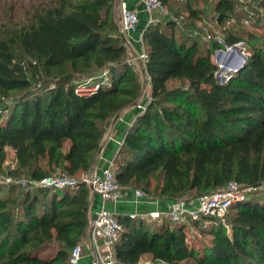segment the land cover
I'll list each match as a JSON object with an SVG mask.
<instances>
[{
  "label": "trees",
  "instance_id": "16d2710c",
  "mask_svg": "<svg viewBox=\"0 0 264 264\" xmlns=\"http://www.w3.org/2000/svg\"><path fill=\"white\" fill-rule=\"evenodd\" d=\"M252 1L264 12V0ZM117 5L31 0L27 16L1 31L0 155L3 160L7 147L14 150V176L91 173L115 117L138 101L141 82L128 62ZM240 5H214L222 37L206 38L197 26L202 11L189 2L182 23L172 12L146 26L151 99L115 154V172L122 188L170 202L195 200L232 183L253 192L233 202L224 217L173 223L117 215L121 264H264V38L232 26L246 11ZM238 43L249 55L220 82L212 55ZM95 74L99 89L78 95V81ZM91 191L85 184L0 185V264H69L89 228ZM190 223L209 236L200 249L187 241Z\"/></svg>",
  "mask_w": 264,
  "mask_h": 264
},
{
  "label": "built area",
  "instance_id": "2783aa9c",
  "mask_svg": "<svg viewBox=\"0 0 264 264\" xmlns=\"http://www.w3.org/2000/svg\"><path fill=\"white\" fill-rule=\"evenodd\" d=\"M143 2L145 10L151 16H153L154 13H168L163 0H144ZM121 9L122 33H136L140 24L139 12L130 8L126 1L121 3ZM152 21L153 18H151L149 22L151 23ZM140 41L142 50L135 60L142 61L146 70L148 54L145 50L143 35ZM240 44L241 43H238L235 46H239ZM129 64H131V61H129ZM99 87V84L89 79L79 82L76 92L82 97H87L95 93ZM144 110L145 107L143 111ZM117 132L118 131L113 128L109 138L115 139ZM8 182H11V179H8ZM14 184L24 185L25 182L14 181ZM31 184L34 186L59 189L85 184L100 195L102 206L90 223L92 251L86 248L85 243L80 242L73 247L69 264H83L85 258H90L89 264H121L116 258L115 246L120 237L123 225L119 221L116 211L109 210L106 207L107 203L117 204L128 195L117 180L115 156L109 159L106 165L99 171H92L91 173L83 174L81 177L69 175L60 177L46 176L41 180L32 181ZM246 190H252V188L242 189L239 184L232 183L230 187L226 189H220L212 194L202 195L195 200H175L170 202L166 209H160L158 207L149 212L134 211L126 214L131 218L142 217L148 221L169 219V221L173 223H188L191 219H198L203 216L224 217L233 202L243 200L246 197L243 193ZM133 195L136 205H138L142 199L149 198L141 189L133 190ZM152 200L157 203L159 201L157 199Z\"/></svg>",
  "mask_w": 264,
  "mask_h": 264
},
{
  "label": "rangeland",
  "instance_id": "374dc122",
  "mask_svg": "<svg viewBox=\"0 0 264 264\" xmlns=\"http://www.w3.org/2000/svg\"><path fill=\"white\" fill-rule=\"evenodd\" d=\"M189 3H191L196 9L202 11L200 15H202V20L197 23V26L201 29L203 33H205L206 38L209 39V34H212L214 37H222L223 35L219 32L220 26L218 25V20L222 18V15L218 16V13L214 10V5L218 0H187ZM31 0H0V34L2 30H8L12 29L14 27V22L17 18H25L27 16V13L29 12ZM240 2L244 5H240L239 9H246L242 12H239L236 17L233 18L232 26L235 27V29L239 30V32H247V31H253L255 32L259 37L264 38V12L263 9L257 5L255 1L252 0H240ZM184 5L185 0H179L176 4H172L171 6H166V9L168 10V13H154L153 16H151L149 13L147 15L148 24L150 23V19L153 18L152 22L157 21H165L167 17L172 12L178 13L181 15L182 19H179L182 23V20H185L186 12L184 11ZM242 7V8H241ZM115 19L117 20L118 24L120 25L122 29V9L120 5H117V8L115 7ZM147 24V25H148ZM228 24V23H227ZM124 35V33H123ZM232 50L235 51V53H232ZM220 51H223L222 55L219 54ZM247 55H249L248 48L245 44L241 43L239 46H237L236 49L231 47H225L222 45V48L216 50L213 55L212 59L217 65L219 66V71L217 73V79L220 82H225L231 73L236 71V67L242 66L243 63L240 62L239 56H241L245 61L247 59ZM131 61V64H129L137 73L140 78L141 87H142V94L139 97L138 101L135 105L127 108L122 113H120L117 117H115L114 121L119 118L120 115L128 117L127 120H130V118L134 119L135 116L142 113L145 105L150 101L151 99V80L150 77L147 75L146 70L144 68V64L142 61H138L134 63L131 59L128 58V62ZM98 74H95L92 77L84 78L79 80L78 82H82L85 80L97 79ZM177 82H174L170 85H177ZM142 106V107H140ZM114 127V122L111 125V127L106 132V135L104 137L103 141V147L105 146L106 140H109V135L112 132V128ZM101 149V150H102ZM101 151L96 156V164L100 161ZM16 157L15 152L13 149L7 147L5 149V158L2 160L0 155V185L5 184H14V181H24L25 184L21 186H33L31 183L34 180L29 179L25 175L21 176H14L13 172L16 168ZM86 174V173H83ZM83 174H79L77 177H81ZM48 176H64V174L57 170L56 172L50 173ZM8 179H11V182H8ZM155 184V182H154ZM230 187V186H229ZM124 189V188H123ZM141 189V188H137ZM262 191L264 190V187L261 188ZM126 191V194L130 193V189H124ZM142 190V189H141ZM9 191L8 187H4V192L7 193ZM133 191V190H132ZM145 192V194L148 196V193L145 190H142ZM253 191L252 190H246L244 195L249 196ZM240 194V193H239ZM119 208L117 210V214L122 213V203H119ZM186 233H187V241L191 246L196 247V249H200L206 242L209 240V236L204 234L201 229L197 226L192 225L191 223L187 225L186 227ZM150 257L145 256L143 258V263H147L149 261ZM193 261H183L180 264H192Z\"/></svg>",
  "mask_w": 264,
  "mask_h": 264
},
{
  "label": "crops",
  "instance_id": "0c3cea01",
  "mask_svg": "<svg viewBox=\"0 0 264 264\" xmlns=\"http://www.w3.org/2000/svg\"><path fill=\"white\" fill-rule=\"evenodd\" d=\"M123 1H126L128 3V6L134 10H137L139 12L140 16V24L139 29L136 33H124V37L127 41L128 46V58L133 60L134 63L138 62L139 60H135L140 51L142 50V44H141V36L143 35V32L148 24L147 15L148 12L145 10L144 0H118V5L121 6V3ZM179 0H167V3L170 5H174ZM183 1V0H182ZM188 3L187 0H185V4ZM136 117V116H135ZM128 117L120 115L117 120L114 121V127L118 132L115 137V139L106 140L104 148L101 150V156L100 161L96 164L93 171H99L102 167H104L107 163V161L115 156V154L118 152V150L121 148V144H123L125 135L128 131L129 126L135 119L127 120ZM112 128V129H113ZM125 196V195H124ZM90 212H89V222L91 223L94 216L97 214L99 209L102 206V199L100 195L95 193L93 190L90 194ZM122 203L121 214L131 213L134 211L139 212H149L152 210H155L156 208L160 209H166L170 201L168 200H159L158 203L156 201H153L150 198H144L142 199L138 205L135 204L134 201V195L133 191L128 193L127 196L124 197V199L120 200L117 204L114 203H107L106 207L109 210L116 211L119 206V203ZM119 215V214H118ZM90 224L87 231L86 236L82 240L83 243L86 244V248H88L89 251H92V243L90 238ZM92 253V252H91ZM90 258H85L83 260V264H89Z\"/></svg>",
  "mask_w": 264,
  "mask_h": 264
},
{
  "label": "water",
  "instance_id": "95a60500",
  "mask_svg": "<svg viewBox=\"0 0 264 264\" xmlns=\"http://www.w3.org/2000/svg\"><path fill=\"white\" fill-rule=\"evenodd\" d=\"M233 48L236 49L237 46H233ZM222 52H223V51H220L219 54L222 55V54H223ZM232 53H235V51L232 50ZM239 59H240V62H242L243 64L245 63V60H244L241 56H239ZM242 66H243V65H242ZM242 66H238V67H236V71H237L238 69H240Z\"/></svg>",
  "mask_w": 264,
  "mask_h": 264
}]
</instances>
